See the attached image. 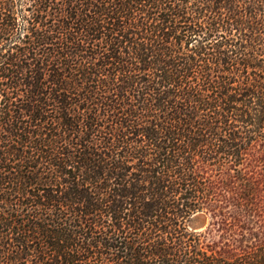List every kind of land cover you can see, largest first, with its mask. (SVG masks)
Listing matches in <instances>:
<instances>
[{"label": "trees", "instance_id": "1", "mask_svg": "<svg viewBox=\"0 0 264 264\" xmlns=\"http://www.w3.org/2000/svg\"><path fill=\"white\" fill-rule=\"evenodd\" d=\"M0 264H264V0H0Z\"/></svg>", "mask_w": 264, "mask_h": 264}, {"label": "rangeland", "instance_id": "2", "mask_svg": "<svg viewBox=\"0 0 264 264\" xmlns=\"http://www.w3.org/2000/svg\"><path fill=\"white\" fill-rule=\"evenodd\" d=\"M212 217L206 212H198L189 222V230L195 233H206L205 244L211 245L218 239V235L211 226Z\"/></svg>", "mask_w": 264, "mask_h": 264}, {"label": "bare ground", "instance_id": "3", "mask_svg": "<svg viewBox=\"0 0 264 264\" xmlns=\"http://www.w3.org/2000/svg\"><path fill=\"white\" fill-rule=\"evenodd\" d=\"M196 214H198V213H196ZM196 214H195V215H196ZM193 216H194V215H193ZM193 216H192V217H193Z\"/></svg>", "mask_w": 264, "mask_h": 264}]
</instances>
